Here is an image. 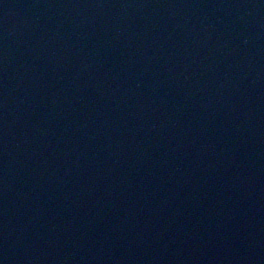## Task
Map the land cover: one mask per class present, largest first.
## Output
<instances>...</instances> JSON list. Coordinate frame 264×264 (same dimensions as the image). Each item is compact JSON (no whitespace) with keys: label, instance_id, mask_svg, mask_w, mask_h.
Masks as SVG:
<instances>
[{"label":"water","instance_id":"obj_1","mask_svg":"<svg viewBox=\"0 0 264 264\" xmlns=\"http://www.w3.org/2000/svg\"><path fill=\"white\" fill-rule=\"evenodd\" d=\"M0 264H264V0H0Z\"/></svg>","mask_w":264,"mask_h":264}]
</instances>
